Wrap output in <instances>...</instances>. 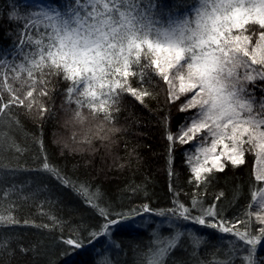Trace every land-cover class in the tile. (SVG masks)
I'll use <instances>...</instances> for the list:
<instances>
[{"label": "snow or ice", "instance_id": "obj_1", "mask_svg": "<svg viewBox=\"0 0 264 264\" xmlns=\"http://www.w3.org/2000/svg\"><path fill=\"white\" fill-rule=\"evenodd\" d=\"M34 3L36 10L25 16L15 10L9 14L10 20H23L24 31L13 59L0 56V115H6L12 106H25L18 90L7 83L9 72L14 74L12 80L26 75L21 81L29 89L26 107L31 110L36 104L41 119L51 107L38 102L34 92L51 103L60 82H67L66 103L77 106L73 116L77 121L84 119L80 109L86 106L93 116L102 113L104 121L112 122L124 95L146 106L145 98L153 93L144 85L158 77L166 86V102H179L178 111L184 114L175 139L181 145L196 142L194 152L186 154V163L192 165L197 184H210L213 173L224 171L229 163L244 165L246 153H254L255 180L264 184V95L256 94L257 89L264 93V0H191L170 7L160 0H63V7H48L44 0ZM15 57H20L19 63ZM132 78L138 87L133 86ZM3 91L8 93L7 101ZM163 121L170 127V114ZM15 123L19 126L20 122ZM166 138L174 141L170 131ZM172 150L170 145L169 152ZM16 171L19 169L0 165V183H6L7 174ZM43 172L83 196L104 219L98 230L89 232V244L103 237L119 250V243L112 240L117 225L155 215L165 218L174 231L161 236L153 230L145 264H165L183 240L199 249L206 237L178 226L189 222L235 237L225 258L209 264H234L241 252L246 253L240 256L242 264H264L257 258L258 246H264V187L252 195L258 211H246L244 220L226 221L215 204L205 207L196 194L190 207L177 196L167 210H154L144 203L112 218L110 208L97 203L98 192L90 194L87 186L77 187L47 162ZM18 223L13 216L0 215V226ZM62 243L69 250L61 256L86 246L79 238ZM28 251L21 247L22 253ZM98 264H111V260L106 257Z\"/></svg>", "mask_w": 264, "mask_h": 264}, {"label": "trees", "instance_id": "obj_2", "mask_svg": "<svg viewBox=\"0 0 264 264\" xmlns=\"http://www.w3.org/2000/svg\"><path fill=\"white\" fill-rule=\"evenodd\" d=\"M160 2L170 7L188 4L191 0ZM44 4L63 7V0H44ZM14 10L19 16H25L35 11L36 5L34 0H0V56L8 60L13 59L24 31L23 20L9 19ZM15 62L19 63L20 57H15ZM12 75L9 72L7 83L18 90L20 97L25 99V106H12L6 110V115H0V165L19 169L7 174L6 183H0V215L13 216L19 223L0 226V264H98L106 257L111 264H145L153 230L159 231L161 236L174 231L165 218L152 215L146 220L129 221L115 227L112 240L119 243V250L110 247L103 237L95 243H87L89 232L98 230L104 219L83 196L45 174V162L60 170L77 187L85 185L90 194L98 192L100 200L97 203L109 207L112 218H117L115 213L144 203L154 210H167L177 196L190 207L193 194L205 207L215 204L228 222L246 219V211L257 212L252 195L264 184L255 180L254 159L248 153L244 165L233 167L229 163L224 171L213 173L210 184H197L191 166L186 163L185 150L189 145H181L175 139L184 114L176 105L166 102V92L158 77H153L152 84L144 85L153 93L152 97L145 98L146 106L124 95L120 111L113 113L115 119L111 122L115 124H111L112 127L120 131L108 129L104 134L94 135L90 145L79 137L70 138L72 132L69 130V135L60 122L61 117L74 113L77 107L74 103H66L67 82H60L51 103L48 97L34 92L38 102L51 107V112H45L41 119L36 104L31 110L26 107L29 89L21 83L26 75H22L21 80H12ZM131 82L134 87L139 86L135 78ZM48 87L51 89L52 85ZM256 94L264 95L258 89ZM3 95L7 101V91H3ZM80 111L83 117L90 112L86 106ZM169 114L170 127L163 121ZM97 115L103 117L102 113ZM15 120H19V126ZM107 122L103 125L110 127ZM79 127L83 128L80 123ZM169 131L174 141L167 140ZM170 172L174 174L169 175ZM137 188L139 190L134 192ZM252 220L255 222V216ZM178 226L185 232L204 235L206 242L195 249L189 240H183L182 246L170 253L165 264H209L213 259L222 260L229 242L235 239L231 234L190 222ZM237 227L243 231L240 225ZM68 238L82 239L86 246L71 255L61 256L69 250V246L62 243ZM21 247L29 249L27 254L21 252ZM245 254L239 253L234 264H242L240 256ZM257 258L264 260V246H258Z\"/></svg>", "mask_w": 264, "mask_h": 264}, {"label": "rangeland", "instance_id": "obj_3", "mask_svg": "<svg viewBox=\"0 0 264 264\" xmlns=\"http://www.w3.org/2000/svg\"><path fill=\"white\" fill-rule=\"evenodd\" d=\"M160 82L162 83L163 89H165L166 86L163 84L162 81H160ZM176 106L178 108L179 102H177ZM70 112H71V110H70ZM88 113L89 114L86 117H84V119L82 121H77L73 118L74 113L71 112V114H69V116L66 115V117H61L60 122L63 126H65L68 129V131L70 130L72 132V136L70 138L79 137L82 139V142L88 141V139H90V145H91V143H93L92 136L102 134L103 132L108 131V129L113 130L115 127H112V125H115V124L111 123V122H107L108 124H110V127L103 125L104 124L103 122H105V121H103V117H100L98 115L93 116V114L91 112H88ZM79 123H80V125H82L83 128L79 127ZM70 131H69V135H71ZM178 132L175 134V137H177ZM195 143L196 142L193 141L192 144H188L189 147L185 150V156H186V154H191L192 152H194ZM219 150L220 149L218 148V151ZM248 155L253 156L254 163H255L254 153H248ZM200 159L202 160V156L200 157ZM194 163H195V157L193 158V164ZM190 166H192V165H190ZM255 167H256V165H255ZM255 167H254V170H255ZM263 187H264V185H263ZM258 199L259 198H257V200ZM255 206H257L256 211H258V204L256 201H255Z\"/></svg>", "mask_w": 264, "mask_h": 264}]
</instances>
